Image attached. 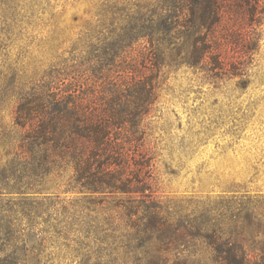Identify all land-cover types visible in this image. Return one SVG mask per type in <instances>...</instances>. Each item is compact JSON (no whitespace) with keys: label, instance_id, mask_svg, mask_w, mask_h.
<instances>
[{"label":"trees","instance_id":"16d2710c","mask_svg":"<svg viewBox=\"0 0 264 264\" xmlns=\"http://www.w3.org/2000/svg\"><path fill=\"white\" fill-rule=\"evenodd\" d=\"M244 11L257 22L264 0L102 6L70 56L20 98L14 128L0 131V264L24 249L12 243L22 233L16 204L30 228L50 210L72 214L62 229L80 234L83 264H264V193L161 198L143 126L165 61L240 74L225 42L242 41L230 14Z\"/></svg>","mask_w":264,"mask_h":264},{"label":"rangeland","instance_id":"374dc122","mask_svg":"<svg viewBox=\"0 0 264 264\" xmlns=\"http://www.w3.org/2000/svg\"><path fill=\"white\" fill-rule=\"evenodd\" d=\"M136 1L143 0H119ZM105 3L114 0H0V131L14 128L20 98L45 80L61 58L70 56L71 46L89 23H96ZM244 12L230 14V22L239 28L234 32L231 25L232 35L239 33L242 41L225 42L227 59L240 74L213 77L206 68L166 61L160 66L158 99L143 126L155 187L163 199L264 193V11L254 23ZM7 148L0 141L3 161ZM61 197L71 201L76 195ZM8 198L17 202L20 197ZM13 209L22 233L12 243L24 249H11L9 261H86L76 228L62 229V220H71L72 214L50 210L35 217L30 228L24 205Z\"/></svg>","mask_w":264,"mask_h":264}]
</instances>
